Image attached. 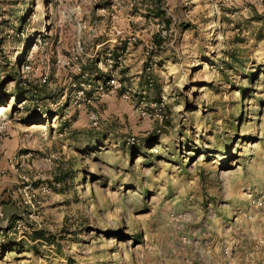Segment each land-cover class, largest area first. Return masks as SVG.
<instances>
[{
  "label": "rangeland",
  "instance_id": "obj_1",
  "mask_svg": "<svg viewBox=\"0 0 264 264\" xmlns=\"http://www.w3.org/2000/svg\"><path fill=\"white\" fill-rule=\"evenodd\" d=\"M0 108V264L264 248V0H0Z\"/></svg>",
  "mask_w": 264,
  "mask_h": 264
},
{
  "label": "built area",
  "instance_id": "obj_2",
  "mask_svg": "<svg viewBox=\"0 0 264 264\" xmlns=\"http://www.w3.org/2000/svg\"><path fill=\"white\" fill-rule=\"evenodd\" d=\"M84 28H85V25L79 23L78 30L80 31V30H82ZM107 54L108 55H111L110 52H108ZM40 81L41 82H45L46 81V77L45 76L42 77L40 79ZM80 92H82V91H80ZM89 118H90V120H91V122H92L93 125H97V123H98V116L95 113H90L89 114ZM3 126H4V124H3ZM3 126H1L0 128H3ZM133 141H134V139L132 138L131 139V143H133ZM249 195H250V198H252L251 201H250V204L252 206H254L256 208L263 206V202L261 201V199H259V197H253L251 193ZM231 251H232V249H231L230 246H228V245H225L224 246V249H223L224 256L230 257L231 256Z\"/></svg>",
  "mask_w": 264,
  "mask_h": 264
},
{
  "label": "crops",
  "instance_id": "obj_3",
  "mask_svg": "<svg viewBox=\"0 0 264 264\" xmlns=\"http://www.w3.org/2000/svg\"><path fill=\"white\" fill-rule=\"evenodd\" d=\"M236 258L238 262L233 261V264H243L242 259L247 260L250 264H258L260 261L264 264V248L260 251L253 249L247 254V257L239 253Z\"/></svg>",
  "mask_w": 264,
  "mask_h": 264
},
{
  "label": "bare ground",
  "instance_id": "obj_4",
  "mask_svg": "<svg viewBox=\"0 0 264 264\" xmlns=\"http://www.w3.org/2000/svg\"><path fill=\"white\" fill-rule=\"evenodd\" d=\"M1 109V108H0ZM248 196H250V195H248Z\"/></svg>",
  "mask_w": 264,
  "mask_h": 264
}]
</instances>
